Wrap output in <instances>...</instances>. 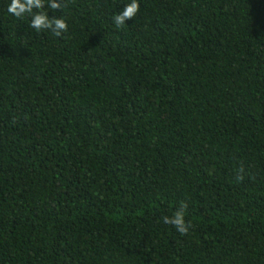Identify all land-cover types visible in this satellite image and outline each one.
<instances>
[{
	"label": "trees",
	"instance_id": "16d2710c",
	"mask_svg": "<svg viewBox=\"0 0 264 264\" xmlns=\"http://www.w3.org/2000/svg\"><path fill=\"white\" fill-rule=\"evenodd\" d=\"M58 2L0 0V264H264V0Z\"/></svg>",
	"mask_w": 264,
	"mask_h": 264
},
{
	"label": "clouds",
	"instance_id": "9594fccd",
	"mask_svg": "<svg viewBox=\"0 0 264 264\" xmlns=\"http://www.w3.org/2000/svg\"><path fill=\"white\" fill-rule=\"evenodd\" d=\"M47 7L55 12L61 10L64 4L63 2H58V0H47ZM44 8L45 0H10L7 12L17 19H24L26 16H30L31 23L29 27L35 29L38 33L50 31L54 36L61 37L63 33L68 31L69 26L66 19L63 17L49 18L48 13L43 11ZM139 11V0H129V3L125 4L123 10L113 17L114 26L117 29L123 28L126 21L135 18ZM243 173L244 169L240 168L236 176L237 181L244 179ZM187 208V202L181 201L179 208L171 217H162L163 222L172 225L182 235L188 234L192 225L185 220Z\"/></svg>",
	"mask_w": 264,
	"mask_h": 264
}]
</instances>
